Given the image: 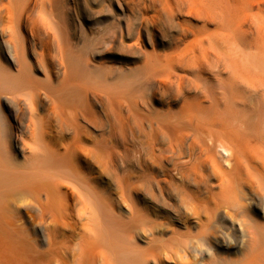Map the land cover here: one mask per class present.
<instances>
[{
  "label": "bare ground",
  "instance_id": "6f19581e",
  "mask_svg": "<svg viewBox=\"0 0 264 264\" xmlns=\"http://www.w3.org/2000/svg\"><path fill=\"white\" fill-rule=\"evenodd\" d=\"M70 1L0 0V264H264V0Z\"/></svg>",
  "mask_w": 264,
  "mask_h": 264
},
{
  "label": "rangeland",
  "instance_id": "374dc122",
  "mask_svg": "<svg viewBox=\"0 0 264 264\" xmlns=\"http://www.w3.org/2000/svg\"><path fill=\"white\" fill-rule=\"evenodd\" d=\"M59 1H61L60 6L63 9V13L64 14L68 13L71 15L70 12H66L67 6L62 3V0H59ZM105 2L108 3V0H106ZM68 3L72 4V2L70 0H68ZM94 3L95 2H93V0L89 1V3H88L89 8L92 9L94 12L96 11L97 15H95V17L97 18V20L99 22H102V23H100L99 25L93 24L89 21H86V19H84V17H83V19H81L82 23H83V30L81 29L82 31H79V33L72 39L73 51L75 53L77 52L78 55L86 56L88 54H93L94 52H96V50H100V49L104 50L101 53V55H102L101 58L95 57V62L98 65L104 64L103 67L112 66L114 64H117L116 61L119 58V56H122L123 51H121V49H119L118 47L108 46L105 43L108 41L113 30H115L117 28V24H118L120 18L117 15L115 6H114V13H109L104 8H102L100 6L98 7V5L94 4ZM94 25H96V26H94ZM134 80H136V81H134ZM134 80H132V82L129 83L128 85L129 86L132 85L133 87L135 85L134 88H136V87H137L136 89L142 88L141 89L142 91L147 89L146 84L144 82L141 83L142 80H140V79H134ZM139 81H141V82H139ZM135 82H137V83H135ZM155 197H158V195H156ZM175 199H176V197L174 194L172 195L170 193H166L163 198L158 197L156 200H153L152 203L153 202L154 203L152 204V206H154V207L156 206L155 208H157L159 210L167 209L168 208L167 204H169V203L176 205Z\"/></svg>",
  "mask_w": 264,
  "mask_h": 264
}]
</instances>
